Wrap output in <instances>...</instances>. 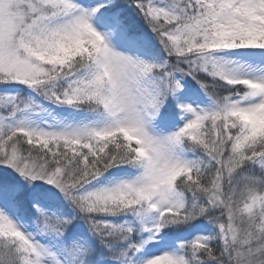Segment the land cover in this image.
Masks as SVG:
<instances>
[{
	"label": "snow or ice",
	"instance_id": "obj_1",
	"mask_svg": "<svg viewBox=\"0 0 264 264\" xmlns=\"http://www.w3.org/2000/svg\"><path fill=\"white\" fill-rule=\"evenodd\" d=\"M0 264H264V0H0Z\"/></svg>",
	"mask_w": 264,
	"mask_h": 264
}]
</instances>
